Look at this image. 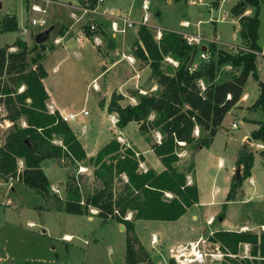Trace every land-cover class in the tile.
Segmentation results:
<instances>
[{
	"label": "trees",
	"instance_id": "1",
	"mask_svg": "<svg viewBox=\"0 0 264 264\" xmlns=\"http://www.w3.org/2000/svg\"><path fill=\"white\" fill-rule=\"evenodd\" d=\"M81 1L92 6L96 2ZM261 3L262 0H238L231 7L232 15L238 17L240 38L254 50H261L258 43ZM248 8H252V14H245ZM17 27L14 14L1 17L0 32L15 31ZM83 29L86 35H91L85 26ZM137 34L139 41L135 42L133 52L149 64L157 88L146 93L135 90L136 103L126 105L120 103L123 96L113 92L107 110L117 114L116 125L120 128L136 121L149 142L153 131L161 134L158 141L150 142V146L163 169H140L143 156H135L132 147L116 138L104 144L94 156L87 157L69 123L62 121L57 111L51 113L48 110V94L42 83L46 71L39 63L42 54L31 58L36 69L28 67V55L36 46L44 51V44L29 47L25 40L16 38L12 44L0 48V105L6 110L4 116L0 115V121L7 119L11 122L0 140V178L18 179L39 194L48 196L51 183L42 168L45 159H57L68 166L91 163L93 179L98 186L86 195L82 205L81 185L86 178L80 173H72L67 183L65 211L88 214L89 207H93L98 209L97 214L102 218L115 219L124 226L126 234L125 263L155 264L136 234L135 220H177L198 203V187L195 182H188V176L194 174V162L191 159L181 168L179 150L186 148L193 154L198 147H208L224 115L242 96L248 76L251 74L256 80L259 77L256 55L251 52L232 54L219 49L216 50V59L212 58L190 72L188 66L196 47L187 44L180 33L163 30L157 41L147 26L139 25ZM11 46L16 49L9 51ZM166 56L178 61V65L168 71L162 66ZM227 63L240 68L239 73L223 81L216 80V69ZM199 79L207 83L202 92L197 84ZM259 85L261 91L255 105L264 111V83L259 81ZM21 118H24L25 126L19 123ZM196 126L198 134L195 136ZM54 138H58L60 144L54 143ZM250 139L264 144V117L251 131ZM19 160L22 169L18 168ZM236 165H242V172L239 177L235 174L232 177L225 203L218 214L220 218L224 217L226 202L235 200L237 189L250 176L252 154L239 153ZM122 176L125 180L116 188L115 182L121 181ZM166 192L171 196H166ZM115 209L118 214H114ZM129 211L133 212L132 219L126 218ZM208 240L217 243L223 252L218 264H264V231L220 229L213 231ZM241 243L251 245L249 256H239Z\"/></svg>",
	"mask_w": 264,
	"mask_h": 264
},
{
	"label": "rangeland",
	"instance_id": "2",
	"mask_svg": "<svg viewBox=\"0 0 264 264\" xmlns=\"http://www.w3.org/2000/svg\"><path fill=\"white\" fill-rule=\"evenodd\" d=\"M142 1H121V13L127 14V10L123 9L131 7L133 11L130 9V17L134 21H139L142 14ZM219 1L148 0V11L151 14L149 19L151 25H148V28L154 39L159 28L161 33L168 28L173 31L184 30L192 32V34L198 32L206 38H212L214 42L203 41V44L209 50L208 58H201L200 53L203 48L199 47L200 45L195 46L196 52L191 60H194L198 66L209 62L212 58L216 59V50L219 49L237 54L230 45L247 46V42L243 41L238 34L239 27L233 20L230 9L237 0H221V4L217 8L214 7V3H219ZM34 2L44 8L45 11L44 13L32 14L44 18L47 25L33 28V33L29 30L25 34L21 33L20 28L26 23L28 15H31L30 11L27 10V12L26 9L27 5L32 2L29 3L28 0H0V16L5 12L16 13L19 25L15 31L0 32V48L12 44L18 36L28 38L29 40L26 42L29 47H32L36 44L34 41L35 36L40 32L46 31L51 25L54 28L49 32L47 41L53 39L60 24L70 26L71 30L73 28L72 32H75L76 29L81 30L83 23H87L92 15H100L83 14L81 9L76 10L73 6L56 2L47 4L39 0ZM252 12V8H248L245 14H252ZM72 13H74V16ZM25 14H27V18ZM182 20H187L188 25L183 26ZM92 22L99 25V22L94 18H92ZM138 27L139 25L137 26L135 23L134 27L128 28L124 33L118 32V38L121 34H125L128 38L127 45L129 46L137 33ZM258 34V43L261 47V52H263V55L256 56L257 66H260L258 71L260 79H254L251 74L248 76L245 86L250 91V97L242 103L239 102L232 109V115L229 113L225 114L222 119L221 130L219 129L216 133L209 149L194 150L193 155L189 151L187 153L183 148L179 150L181 156L179 166L183 168L190 163L191 159L193 160L195 164L193 178L195 182L197 181V185L205 198L210 195V190L214 185L226 186L227 183L223 181V175L231 166H234L238 152L247 153L250 150L249 152L253 153V150L259 151L257 145L253 144L249 147L248 144L244 145L242 142L241 137L248 133L251 127H255L256 123L249 124L241 116L244 114L243 117L249 116L254 120L260 117L261 121L264 117L262 107L255 105L260 93L258 98L251 103L257 88L261 91L259 81L263 80L264 83V0H262L260 7ZM96 35L99 34L96 33ZM214 35L217 36L216 40L213 38ZM35 48L37 50H34L35 52L30 53L27 57L29 68L33 67L32 56L34 54H42L39 47L36 46ZM214 48L215 53L213 54ZM8 50L13 49L8 48ZM162 66L165 71L175 67L173 63L165 58ZM239 69L232 67L229 63L224 64L216 69V80L223 81L233 75H237ZM90 81L91 78L87 80L86 84ZM86 84L80 95L81 97L70 104L68 111L78 112L84 107L91 112V115L86 117V122L82 120L84 116L80 115L72 123L80 132L82 126H85V132L88 135L94 136V134H97L100 137L98 141L104 143L112 135L111 124L108 121H103L104 115L99 113V108L96 104H93L91 99L83 100L88 94L91 97L94 95L92 83L90 82L89 86ZM257 107L259 108L257 109ZM5 114L4 106L0 105V115L4 116ZM91 119L93 120L91 121ZM6 120L2 119L0 121V140L11 124L9 120ZM232 121L238 124L237 127L232 128ZM19 123L25 126L24 118H21ZM121 133L136 143L139 148H145L147 140H145L144 135L140 132L135 122L128 124ZM194 134L195 136L197 135L195 131ZM150 138L152 139L151 136ZM117 140L130 146L128 141L121 137H117ZM250 141L254 143L253 140ZM53 142L60 144L58 138H54ZM226 142L228 143L227 148H225ZM256 151H254L255 157L252 168L255 180L254 187H251L248 182L245 183L246 197L237 198L230 205L227 226L234 227L239 222H245L248 225H258L259 227V224L264 223V160ZM219 155L224 159V164L220 166L217 162V156ZM152 157L151 153L147 154L149 161H151ZM63 163L57 159H45L43 161V171L50 182L53 183V187H50L51 193L48 196L39 194L18 179L9 178L4 180L0 178V264H126L124 261L126 234L120 229L115 219L111 217L102 218L97 214L98 209L93 207H89L88 214L68 213L65 211L64 200L67 196L69 176L77 172L79 166L78 164L77 166H68ZM142 164L144 166L143 162ZM22 165V161L19 160L18 168L22 169ZM79 165L86 168L84 169L85 171L80 173L86 178L81 185V201L83 203L81 201L80 203L83 205L86 195L92 193L98 183L93 179L91 163L81 162ZM188 179L192 180L190 176ZM124 180V176H122L121 181L116 180L115 187L119 188ZM166 196L169 197L170 194L167 193ZM221 196H219L218 200L222 198ZM88 216H92V218L88 219ZM218 220L219 217L216 218L215 224L211 227L220 225ZM63 233H70V238L61 237ZM207 249L212 251L213 246H207ZM166 260L167 264L172 263L169 258H166Z\"/></svg>",
	"mask_w": 264,
	"mask_h": 264
},
{
	"label": "crops",
	"instance_id": "3",
	"mask_svg": "<svg viewBox=\"0 0 264 264\" xmlns=\"http://www.w3.org/2000/svg\"><path fill=\"white\" fill-rule=\"evenodd\" d=\"M121 1L124 2V0H103L98 4L97 7L99 11L106 8L108 11L122 14L124 12L121 13L120 10L122 9L121 8L122 3H120ZM190 1L193 2L194 0H190ZM53 2L60 3L63 5L73 6L75 7L76 10H79L78 7L83 5V2L81 0H55ZM220 4H221V0L219 1V3L216 4L214 3V7L217 8ZM130 9L132 8L129 7L128 9H123V10H127L126 13L130 14ZM5 14L8 15L14 14L16 16L17 24H18L17 15L16 13L13 12H5L3 15L0 16V20L1 17H3ZM25 16L27 18V14H25ZM150 16L151 14H149V19ZM93 18L99 22L98 25L99 29L96 32L99 35H96V33H91V35H86L83 29V26L86 22L83 23L82 25L83 30L76 29L75 32H72L73 28L71 30L70 26H67L65 24H60V27L56 29L57 33L53 37V39L47 41L49 32L54 28V26L51 25L47 29L49 30V32L47 37L43 41L45 50L41 51L42 58L39 60V63L43 66L44 70L46 71V76L42 79V83L48 94V99L46 101V104L48 107L51 106L62 113L70 112L68 111L70 104H72L74 100L79 99L81 97L80 95L84 89L87 80L91 78L90 82L92 83L94 88L93 89L94 95L91 97L90 94H88V96H85L83 100L86 101L87 99H91L93 101V104L97 105L100 111L99 113L101 115H104L103 121L104 122L108 121L111 124L110 130L112 135L108 139H106L104 143H100L98 141L100 138L99 135L97 134H94V136L88 135L87 132H85V126H82L80 132L74 127L73 123L70 122L69 125L71 126L72 130L74 131L75 135L80 141L82 147L84 148L87 157L94 156L97 153V151L104 144L109 142L111 139L113 138L117 139V137H121L124 140L128 141L129 145L135 151L139 152V154L143 156V159L141 161L144 163L143 170H147L148 168H153L156 171H161L163 169V165L158 159V157L153 153L150 146V142L158 141V138L161 137V134L158 131H153L150 135L152 139L150 138V142L147 140L145 148L141 149L136 145V143H134L132 140L128 139L126 135H123L121 133L125 129V127H127V125L130 124L131 122H135L138 129H139V124L136 121H130L125 127L120 128L116 125L117 114L115 112L110 113L107 110V106L111 94L113 92L121 94L123 98L120 100V103L122 105H126V104L136 103V97L133 95V92L135 90H139L140 93H146V92L154 91L157 88L156 79L151 75V69L149 67V64L145 61L140 60L133 52L135 42L139 41L138 34L136 33L131 44L128 46L127 45L128 38L125 34H121V36L118 38V34L113 33L111 31L110 28L111 18L109 16L100 14L99 16H93ZM233 20L236 22L237 26L239 27L238 17L233 15ZM185 22L188 21L182 20V24ZM164 30H171V29L166 28ZM174 31L178 33L188 32L184 30H178V31L174 30ZM30 32L33 33V30H31ZM188 33L192 34V32H188ZM95 36L97 37V40L100 41L99 44L94 41L93 38ZM216 37L217 36L214 35L213 38L216 40ZM17 38L25 41L29 40L26 37L18 36ZM10 48L13 50L16 49L15 46H11ZM36 50L37 49H35V51ZM129 58L133 61H131ZM31 68L36 69V65L33 64V67ZM259 70H260V66H257V73ZM202 81L204 84H206L204 80ZM89 83H87L86 85L89 86ZM23 88L24 86H21V89ZM256 91H257L256 94L251 99V103L258 98V94L260 93L259 92L260 90L257 88ZM249 97H250V91H248V87L244 85L242 96L240 97L238 102L227 113L231 114L232 109L239 102L242 103L243 101H245V99ZM258 108L259 107H257V109ZM90 115L91 112H89L88 115L84 116L82 120L86 122L87 121L86 117ZM243 116L244 114H242L241 117L244 119L245 122L249 124L256 123V126L251 125L255 127H251L248 133L244 134L241 137L242 142L244 143V145L248 144L249 147L255 144L259 149V151L253 150V153L249 152L250 150H248L247 153L252 154L253 162L255 157L254 151L258 152L261 158L264 160V155H263L264 144L258 140L250 139L251 131L256 129L260 125L261 122L260 117L255 118L257 120H254L249 116L246 117ZM108 118L110 119V121ZM92 120L93 119H91V121ZM221 125H222V121L218 127V130L219 129L221 130ZM250 140H253L254 143H252V141ZM210 145L208 147H203V146L198 147L195 150H199L203 148L209 149ZM227 146L228 143L226 142L225 148H227ZM184 150H186V152L188 153V150L186 148ZM148 153H151L153 155L151 161H149L147 158ZM239 153L242 152L237 153L236 159L238 158ZM217 162L219 166L223 165L224 159L219 155L217 156ZM237 166L238 165H236V160H235L234 166H231L228 169V171L224 173L223 181L227 183L226 186L221 187L214 185L213 188L210 190V195L205 198L202 195L199 186L197 185V181L195 182L193 178L195 174V164H194V174L190 175V178L192 180L188 179V182L189 183L195 182L198 187V191H199L198 203L188 208L187 211L177 220H173V221L143 220V219L135 220L136 234L139 240L141 241V243L143 244V246L146 248L147 252L150 254L149 256L151 260L155 264H167L166 258H168L167 250L169 247L174 246L178 243H184L190 240H195L200 236L204 238H208L211 235V233L215 230L224 229V230H237V231H251L255 233H260L261 231H264V223L259 224V227L258 225H254V226L248 225L245 222H239L234 227L226 225L229 222L228 210L230 209V205L237 198L246 197L245 183L248 182L250 183L251 187H254L255 180L252 173L253 165L250 169V176L244 179L241 186L237 189L235 200L226 202L224 217L221 219L219 217L218 220L220 225L211 227L215 224L216 218L218 217V214L221 211L222 205L225 203V198ZM241 172H242V165H240V174ZM50 183H51V187H53V183L52 182ZM220 195H222L221 196L222 198L218 200ZM90 218H92V216H88V219ZM132 218H133V212L129 211L127 215V219H132ZM118 224L120 226V229L124 231V229L121 228L122 224L120 223ZM70 236H71L70 233H63L61 237L68 239L70 238ZM152 237L155 238L154 243H151ZM216 244L217 243L211 242L213 248L216 246ZM250 249H251V245L249 243H241L239 245V256H249ZM124 261H125V257H124ZM219 262L220 261L208 260L206 263H202V264H218Z\"/></svg>",
	"mask_w": 264,
	"mask_h": 264
},
{
	"label": "built area",
	"instance_id": "4",
	"mask_svg": "<svg viewBox=\"0 0 264 264\" xmlns=\"http://www.w3.org/2000/svg\"><path fill=\"white\" fill-rule=\"evenodd\" d=\"M35 0H28V2H32L30 5H27V10L30 11V16L28 15L27 18V22L26 24L23 26V28L21 29L22 33H27L29 32V30L31 31L33 28L36 27H44L47 25V22L44 18L42 17H38L32 13H44L45 9L42 8L40 5H38L37 3L34 2ZM42 1L44 3H50L53 2L55 0H39ZM103 0H96L95 4L92 6L90 5L89 2H85V4L81 5L78 7V9H81L83 14H102V15H107L111 18L110 21V28L111 31L113 33H124L128 28H132L134 27L135 23L138 25H145L148 27V25H151V23H149V2L148 0H143L141 3V10L143 11L141 18L139 21H134L129 14H119L116 12H111L108 11L106 8L99 11L98 10V4L100 2H102ZM28 12V11H27ZM72 15L74 16V13H72ZM92 18L84 24V26L92 33H96L97 29H98V25L95 24L94 22H92ZM188 25V22L183 23V26ZM154 26V25H153ZM180 34L182 35L183 39L187 42V44L192 45V46H198L203 48L201 49V53H200V57L201 58H208V52L209 50L207 49L206 45L203 44V41H208V42H214V40L211 38H206L205 36H203L201 33H195V34H191L188 32H180ZM162 36V33L160 31V28L157 30V33L155 35V40H160ZM94 41L97 42L98 44L100 43V41L97 40V37L95 36ZM205 45V46H203ZM203 46V47H202ZM231 48H233L237 54L238 53H242V52H251L253 54H255L256 56H260L263 55V52H261V50H254L249 48L248 46H235V45H230ZM130 59V58H129ZM166 60L170 61L171 63H173L175 66L178 65V61L174 60L173 58L166 56L165 57ZM131 60V59H130ZM133 61V60H131ZM198 67V65L194 62V60L190 59L189 62V66L188 69L190 72L194 71L196 68ZM198 86L200 88V91H204L206 84L203 83L202 79H199L197 81ZM227 97L229 98L230 95L228 94ZM48 107V106H47ZM49 112L54 113L57 111L60 119L62 121H65L67 123H70L72 121H75L80 115L86 116L89 114V111L87 109H81L78 112H67V113H62L58 110H55L54 108H52L51 106L48 107ZM232 128L237 127V123L235 121H233L231 123ZM195 132L196 134H198V127L196 126L195 128ZM160 138H158L159 140ZM139 152L135 151V156L138 157ZM139 168L143 170V164L140 161L139 162ZM84 169H86L85 167H82L79 165V169L77 171V173H81V171H85ZM167 194V192L165 193ZM170 194V193H169ZM171 196V194H170ZM169 196V197H170ZM81 203H83L81 201ZM114 214H118V211L115 209L114 210ZM128 215V213H127ZM126 215V218H127ZM208 238H204L202 236L198 237L195 240H190L184 243H178L174 246H171L168 248L167 250V255L168 258L173 260L175 262V264H202V263H206L208 260H212V261H221L222 257H223V252L220 250L219 245L216 244V246L212 249V251H209L207 249V246L211 245V242H209L207 240ZM87 241H85L86 243ZM155 242V238L152 237L151 239V243Z\"/></svg>",
	"mask_w": 264,
	"mask_h": 264
},
{
	"label": "water",
	"instance_id": "5",
	"mask_svg": "<svg viewBox=\"0 0 264 264\" xmlns=\"http://www.w3.org/2000/svg\"><path fill=\"white\" fill-rule=\"evenodd\" d=\"M48 32L49 30H46V31H43V32H40L38 33L35 38H34V41L36 44H40V43H43V41L45 40V38L47 37L48 35ZM235 176L236 177H239L240 176V166H237L236 167V170H235ZM221 219V218H220ZM122 229H124V226L122 225L121 226Z\"/></svg>",
	"mask_w": 264,
	"mask_h": 264
},
{
	"label": "bare ground",
	"instance_id": "6",
	"mask_svg": "<svg viewBox=\"0 0 264 264\" xmlns=\"http://www.w3.org/2000/svg\"><path fill=\"white\" fill-rule=\"evenodd\" d=\"M95 211V210H94Z\"/></svg>",
	"mask_w": 264,
	"mask_h": 264
}]
</instances>
